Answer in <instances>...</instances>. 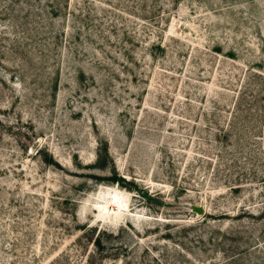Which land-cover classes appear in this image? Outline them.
<instances>
[{
  "label": "rangeland",
  "instance_id": "rangeland-1",
  "mask_svg": "<svg viewBox=\"0 0 264 264\" xmlns=\"http://www.w3.org/2000/svg\"><path fill=\"white\" fill-rule=\"evenodd\" d=\"M0 264H264V0H0Z\"/></svg>",
  "mask_w": 264,
  "mask_h": 264
},
{
  "label": "water",
  "instance_id": "water-1",
  "mask_svg": "<svg viewBox=\"0 0 264 264\" xmlns=\"http://www.w3.org/2000/svg\"><path fill=\"white\" fill-rule=\"evenodd\" d=\"M190 208L198 214H204L205 212V207L203 203H191Z\"/></svg>",
  "mask_w": 264,
  "mask_h": 264
},
{
  "label": "bare ground",
  "instance_id": "bare-ground-1",
  "mask_svg": "<svg viewBox=\"0 0 264 264\" xmlns=\"http://www.w3.org/2000/svg\"><path fill=\"white\" fill-rule=\"evenodd\" d=\"M112 203H115L116 204V206L118 207V210H120V209H123V207H122V201L121 200H115V201H113ZM113 206H115L114 204H112V207ZM113 210H114V208H113ZM116 211V210H115Z\"/></svg>",
  "mask_w": 264,
  "mask_h": 264
},
{
  "label": "trees",
  "instance_id": "trees-1",
  "mask_svg": "<svg viewBox=\"0 0 264 264\" xmlns=\"http://www.w3.org/2000/svg\"><path fill=\"white\" fill-rule=\"evenodd\" d=\"M49 160H51V158H48L46 161H49Z\"/></svg>",
  "mask_w": 264,
  "mask_h": 264
}]
</instances>
